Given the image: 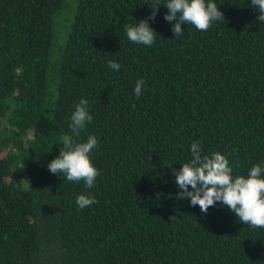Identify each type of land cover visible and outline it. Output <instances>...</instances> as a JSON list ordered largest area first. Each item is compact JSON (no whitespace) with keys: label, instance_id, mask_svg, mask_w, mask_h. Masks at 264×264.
I'll return each instance as SVG.
<instances>
[{"label":"trees","instance_id":"trees-1","mask_svg":"<svg viewBox=\"0 0 264 264\" xmlns=\"http://www.w3.org/2000/svg\"><path fill=\"white\" fill-rule=\"evenodd\" d=\"M167 2L0 0V264H264V228L220 202L202 213L172 171L194 142L234 177L264 167V22L251 0H211L225 18L175 37ZM151 6L155 44L129 41ZM65 135L98 138L92 188L48 170Z\"/></svg>","mask_w":264,"mask_h":264},{"label":"clouds","instance_id":"clouds-1","mask_svg":"<svg viewBox=\"0 0 264 264\" xmlns=\"http://www.w3.org/2000/svg\"><path fill=\"white\" fill-rule=\"evenodd\" d=\"M254 8H258L259 16L256 18L264 22V0H251ZM168 12L164 19L174 22L172 31L175 37L183 34L182 25L191 24L197 30L207 32L212 24L224 17L218 5L211 0H168L164 5ZM152 7V6H151ZM160 7H152L149 17L138 24L128 25L126 35L129 41L151 47L156 42V31L150 27L149 20H154ZM111 70L119 71L121 65L109 61ZM144 80H137L134 93L137 97L142 95ZM92 121L88 111V101L81 99L75 106L71 116V129L79 135L80 130ZM64 145L59 155L48 164V170L57 175L66 174L68 181L85 183L87 188L95 185L99 176L98 169L91 161V153L98 146V138L89 136L85 143H74L69 136H62ZM192 159L184 163L177 171L172 168L175 183L182 191L178 194L180 199H189L191 206H199L202 213H207L210 207L217 202L222 203L235 213L239 221L253 228H264V167L255 165L247 177L233 176V168L226 155L213 152L202 155L199 142L191 144ZM191 186V191H189ZM97 203L94 196L81 194L76 197L78 208L85 209Z\"/></svg>","mask_w":264,"mask_h":264}]
</instances>
